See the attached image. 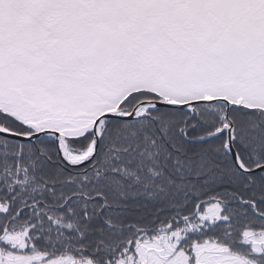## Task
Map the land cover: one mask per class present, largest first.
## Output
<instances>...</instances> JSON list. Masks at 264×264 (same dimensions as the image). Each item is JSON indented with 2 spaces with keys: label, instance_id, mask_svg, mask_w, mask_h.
<instances>
[{
  "label": "snow or ice",
  "instance_id": "6c2138e0",
  "mask_svg": "<svg viewBox=\"0 0 264 264\" xmlns=\"http://www.w3.org/2000/svg\"><path fill=\"white\" fill-rule=\"evenodd\" d=\"M0 264H264V0H0Z\"/></svg>",
  "mask_w": 264,
  "mask_h": 264
}]
</instances>
